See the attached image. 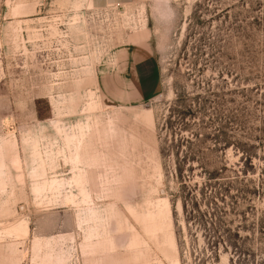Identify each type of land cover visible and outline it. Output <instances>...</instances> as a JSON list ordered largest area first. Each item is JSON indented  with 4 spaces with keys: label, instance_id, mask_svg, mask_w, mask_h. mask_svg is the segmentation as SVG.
Segmentation results:
<instances>
[{
    "label": "rangeland",
    "instance_id": "obj_1",
    "mask_svg": "<svg viewBox=\"0 0 264 264\" xmlns=\"http://www.w3.org/2000/svg\"><path fill=\"white\" fill-rule=\"evenodd\" d=\"M0 264H264V0H0Z\"/></svg>",
    "mask_w": 264,
    "mask_h": 264
},
{
    "label": "crops",
    "instance_id": "obj_2",
    "mask_svg": "<svg viewBox=\"0 0 264 264\" xmlns=\"http://www.w3.org/2000/svg\"><path fill=\"white\" fill-rule=\"evenodd\" d=\"M134 69H135V71L137 72V69L134 67ZM139 69H141L140 67H139ZM139 72H140V70H139ZM140 74V73H139Z\"/></svg>",
    "mask_w": 264,
    "mask_h": 264
}]
</instances>
